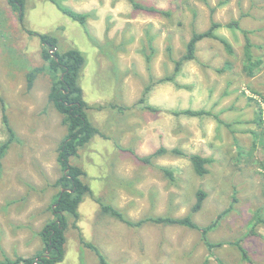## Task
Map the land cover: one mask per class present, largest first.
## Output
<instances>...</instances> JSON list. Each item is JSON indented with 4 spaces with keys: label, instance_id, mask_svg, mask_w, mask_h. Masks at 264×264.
I'll use <instances>...</instances> for the list:
<instances>
[{
    "label": "rangeland",
    "instance_id": "obj_1",
    "mask_svg": "<svg viewBox=\"0 0 264 264\" xmlns=\"http://www.w3.org/2000/svg\"><path fill=\"white\" fill-rule=\"evenodd\" d=\"M58 1L88 14V32L47 0H27L25 27L55 35L62 51L85 53L84 98L103 107L88 116L108 137L97 136L72 163L87 172L84 180L96 197L134 222L185 217L198 190L204 191L203 208L192 217L200 226H213L208 237L219 245L211 252L198 231L178 225L130 227L103 215L86 198L79 222L68 217L66 257L60 264H100L93 251L82 248L80 235L111 264H264V222L255 224L257 212L264 221V127L259 126L261 110L264 119V0H137L170 16L135 10L128 0ZM232 21L240 28L223 26L216 34L233 47V55L218 40L205 39L196 60L185 62L173 81H163L173 74L174 61L186 53L194 31ZM243 30L249 32L254 57L263 59L253 78L243 71ZM43 63L39 39L29 36L8 1L0 0V94L17 136L2 159L0 260L42 251L39 233L54 219L50 206L59 192L54 183L62 175L58 147L67 131L48 101L50 77L39 75L28 89L27 73ZM186 110L204 114H181ZM8 139L0 105V146ZM160 147L185 155L168 152L152 164L137 157ZM192 154L211 160L208 174L194 172Z\"/></svg>",
    "mask_w": 264,
    "mask_h": 264
},
{
    "label": "trees",
    "instance_id": "obj_2",
    "mask_svg": "<svg viewBox=\"0 0 264 264\" xmlns=\"http://www.w3.org/2000/svg\"><path fill=\"white\" fill-rule=\"evenodd\" d=\"M11 9L16 13L23 30L31 37H37L41 45V57L44 61L42 66L34 67L27 73V85L31 90L36 79L41 74H46L51 79V87L48 95V101L53 105L56 111L62 116V123L66 127V135L58 147L57 161L61 167L62 175L54 183L55 188H59L50 210L54 219L42 228L39 233L43 243L42 251H38L33 257H17L15 260L5 258L0 260V264H60L66 257L67 231L69 228V219L71 216L75 222H79L80 206L86 198L95 201L103 215L118 220L130 227H140L147 222L161 225H178L200 233L201 241L209 251H213L217 246L209 240L208 234L213 226H200L193 220V215L203 208L207 194L198 190L196 193V202L191 208L189 215L182 218H173L170 216H160L134 222L125 217V215L114 206L103 201L102 198L96 197L90 184L84 179L87 172L80 166L72 163V158L77 157L79 152L89 145L97 136L104 139L108 137L96 127L88 116V111L93 109L101 110L103 107H93L88 104L84 98V90L81 85V76L87 65V57L84 52L78 48H69L65 51L60 49L59 39L51 33H39L25 27V12L27 0H7ZM53 3L58 10L70 18L73 22L78 23L86 32L88 23V14L80 13L63 6L58 0H47ZM135 10L144 11L149 14H161L170 16L168 11L158 9L153 6H145L137 0H128ZM226 26L228 28H240L239 21H232L226 25L218 22H212L210 28L204 32L194 31L191 39L187 43L186 53L179 60L174 61L175 69L171 76H167L163 81H173L181 71L183 64L188 61L196 60L198 45L205 39H215L223 44L229 55H233V47L223 38L216 34V30ZM245 36L244 45V66L243 71L247 77L253 78L255 73L263 64V59L255 58L253 54V43L249 37V32L243 30ZM93 41V40H92ZM149 59V58H148ZM150 60V59H149ZM150 89V86L147 90ZM0 105L3 112V122L9 131V139L0 146V175L2 171V159L7 154L12 142L17 138L15 132L9 125L6 115V104L0 94ZM113 109H121L119 106L112 104ZM152 110L151 107H147ZM123 110V109H121ZM190 116H200L203 111L186 110L181 112ZM263 111H260L259 126L264 127ZM172 152L177 155H185L184 152L173 149L169 151L165 147H160L154 153L148 156H139L138 159L145 164H152V160L160 155ZM192 163L194 172L198 176L208 174V165L211 160L198 154L188 155ZM165 174L174 181L173 172L169 169H162ZM255 224L263 223L260 213H255ZM74 227L77 228L76 223ZM82 248H87L95 253L100 264H111L100 250L91 242L80 235ZM239 247L242 257L245 261L251 263L247 251L236 243Z\"/></svg>",
    "mask_w": 264,
    "mask_h": 264
}]
</instances>
